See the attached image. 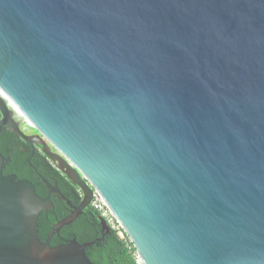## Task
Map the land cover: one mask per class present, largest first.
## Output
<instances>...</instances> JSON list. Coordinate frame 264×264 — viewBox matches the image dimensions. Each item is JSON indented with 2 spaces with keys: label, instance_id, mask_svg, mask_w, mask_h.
<instances>
[{
  "label": "water",
  "instance_id": "1",
  "mask_svg": "<svg viewBox=\"0 0 264 264\" xmlns=\"http://www.w3.org/2000/svg\"><path fill=\"white\" fill-rule=\"evenodd\" d=\"M1 128L80 202L0 152V264H90L49 241L94 192L140 264H264V0H0Z\"/></svg>",
  "mask_w": 264,
  "mask_h": 264
},
{
  "label": "trees",
  "instance_id": "2",
  "mask_svg": "<svg viewBox=\"0 0 264 264\" xmlns=\"http://www.w3.org/2000/svg\"><path fill=\"white\" fill-rule=\"evenodd\" d=\"M13 140L16 141L17 146H22L23 150L19 147L11 148L9 141ZM0 152L4 157L9 158V163L5 165L3 175L14 174L19 180H28L35 186L37 194L44 197L46 189L41 180L35 178L32 170L34 168L50 184L56 183L60 193L73 206H78L80 195L76 191L70 188L69 191L66 188L70 187V183L61 176L60 172L56 168L46 165L38 157L37 151L30 160V165L33 167L31 168L26 161L31 153L30 148L5 128H1L0 131ZM50 177H53V179L51 180ZM50 200L53 209L41 212L37 220V236L42 242L52 226L69 214V208L65 203L54 196H51ZM99 217L100 213L92 206H88L73 223L62 227L57 234L52 236L49 246L63 245L71 239H75L80 244L92 242L93 244L85 249L90 264H138L135 249L123 231L115 222L114 226L107 223L109 227L107 231L102 230Z\"/></svg>",
  "mask_w": 264,
  "mask_h": 264
},
{
  "label": "flooded vegetation",
  "instance_id": "3",
  "mask_svg": "<svg viewBox=\"0 0 264 264\" xmlns=\"http://www.w3.org/2000/svg\"><path fill=\"white\" fill-rule=\"evenodd\" d=\"M5 129H7V128H5ZM22 129H23V131L26 133V134H28V135H31L32 134V132H30V130L29 131H27V130H25L23 127H22ZM7 131H9L8 129H7ZM10 132V131H9ZM11 133V132H10ZM13 134V133H12ZM21 140V139H20ZM22 141V140H21ZM23 142V141H22ZM26 146H28L25 142H23ZM9 145H10V147L11 148H14V147H19V149H22L23 150V147L22 146H17V144H16V141H9ZM29 147V146H28ZM30 148V147H29ZM34 153L37 151V155H38V157H40V159H42L45 163H46V165H49V166H51V167H54V168H56L55 167V165L54 164H52L46 157H45V155L42 153V151H41V148H40V146L39 145H34ZM31 150V149H30ZM34 155V154H33ZM33 157V156H32ZM39 159V158H38ZM9 163V162H8ZM46 165H45V167H46ZM30 166V165H29ZM31 167V166H30ZM31 168H33V167H31ZM33 170V172H34V176H35V178H37L38 180H41V182H42V179H43V177L41 176V174L36 170V169H32ZM57 170V169H56ZM61 174V173H60ZM7 175H14V174H7ZM61 176L62 177H64L62 174H61ZM65 178V177H64ZM50 179L52 180L53 179V177H50ZM65 180L68 182V183H70L66 178H65ZM43 184V183H42ZM44 186V185H43ZM45 187V186H44ZM69 191H70V189L71 190H74V191H76L79 195H80V193L77 191V189L75 188V187H73L71 184H70V187H66ZM70 188V189H69ZM46 189V188H45ZM51 196H53V195H51ZM55 197V196H54ZM56 198V197H55Z\"/></svg>",
  "mask_w": 264,
  "mask_h": 264
},
{
  "label": "built area",
  "instance_id": "4",
  "mask_svg": "<svg viewBox=\"0 0 264 264\" xmlns=\"http://www.w3.org/2000/svg\"><path fill=\"white\" fill-rule=\"evenodd\" d=\"M90 206H92L97 212H99L100 216L105 218L107 223L114 226V222H115L114 218L111 216L102 198L96 192L93 193V198H92ZM137 263L140 264L138 260H137Z\"/></svg>",
  "mask_w": 264,
  "mask_h": 264
},
{
  "label": "rangeland",
  "instance_id": "5",
  "mask_svg": "<svg viewBox=\"0 0 264 264\" xmlns=\"http://www.w3.org/2000/svg\"><path fill=\"white\" fill-rule=\"evenodd\" d=\"M21 127H23L25 130L29 131L30 128L28 126H26L25 124L21 123Z\"/></svg>",
  "mask_w": 264,
  "mask_h": 264
}]
</instances>
